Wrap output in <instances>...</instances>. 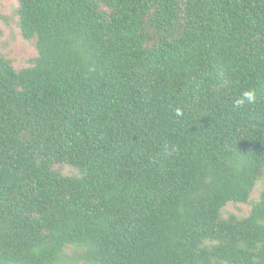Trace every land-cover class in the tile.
Wrapping results in <instances>:
<instances>
[{
  "label": "trees",
  "instance_id": "obj_1",
  "mask_svg": "<svg viewBox=\"0 0 264 264\" xmlns=\"http://www.w3.org/2000/svg\"><path fill=\"white\" fill-rule=\"evenodd\" d=\"M0 264H264V0H0Z\"/></svg>",
  "mask_w": 264,
  "mask_h": 264
},
{
  "label": "rangeland",
  "instance_id": "obj_2",
  "mask_svg": "<svg viewBox=\"0 0 264 264\" xmlns=\"http://www.w3.org/2000/svg\"><path fill=\"white\" fill-rule=\"evenodd\" d=\"M14 3V0H4V5L8 9L12 4ZM35 54V49L33 47H30L29 45H24L21 42H18L17 44H14L13 46V55L15 58H17V66L22 64L24 60L30 58ZM258 195L257 191H254L252 194V198L255 199ZM250 205L246 204H229L227 207V211L237 214L239 216H245L250 211Z\"/></svg>",
  "mask_w": 264,
  "mask_h": 264
}]
</instances>
